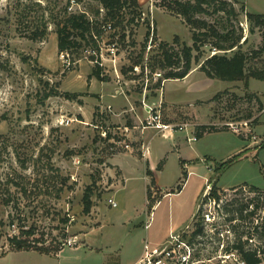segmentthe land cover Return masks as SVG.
Masks as SVG:
<instances>
[{
	"label": "rangeland",
	"instance_id": "374dc122",
	"mask_svg": "<svg viewBox=\"0 0 264 264\" xmlns=\"http://www.w3.org/2000/svg\"><path fill=\"white\" fill-rule=\"evenodd\" d=\"M138 1L142 14L135 16L137 25L126 26L127 34L132 29L131 37H114L117 44L112 46L108 44L112 30L102 34L100 57L108 80L101 82L91 76L95 64L91 46L59 52L55 25L64 10L85 12L103 21L105 10L98 0H0V254H6L0 256V264H39L33 251L11 249L7 237L18 234L21 225L33 230L30 239L35 245L63 249L60 256L51 257L52 264H113L119 256L127 259L144 249L145 243L152 247L150 237L164 239L185 230L214 181L222 189L221 198L215 203L206 199L202 207L212 203L215 226L205 223L203 234L193 239L194 226L183 234L194 247L190 260L193 264H245L235 248L242 242L247 249H257L264 264V80L249 77L246 86L244 80L210 78L192 62L194 70L184 79L164 80L155 87L161 76L150 72L148 60L162 53L159 42L167 41L171 51H179L193 44L196 27L160 5L161 0ZM227 1L238 16L228 13L226 5L219 12L209 6L208 13L196 17L220 31L232 24L236 34H243L241 49L258 51L264 44L261 30L250 31L245 12L264 13V0ZM132 9L122 10L124 21L133 16ZM148 27L155 36L143 56L146 67L143 72L140 65L131 70ZM36 29L42 34L33 38ZM214 39L204 37L207 42L200 61L214 52ZM247 67L248 71L264 67V51L250 58ZM52 90L59 94H50ZM101 91L132 93V110L123 105L115 114L111 104L100 102ZM63 92L77 96L67 98ZM163 95L169 102H182L170 109L161 102L163 121L170 119L173 107L183 106L194 109L197 119L211 128L194 142L203 155L188 157L194 159L186 161L184 175L175 149L173 156L164 159L165 171L159 177L162 191L151 189L153 199L158 198L149 212L141 172L126 182L124 190L109 192L113 166L108 158L114 151L110 140L101 139V131L119 128L126 133L125 126L135 124L130 113L139 123V117L147 114L145 108L154 107ZM66 119L71 121L67 124ZM191 119L178 114L171 120ZM240 120H247L248 127L239 126ZM227 122L237 123L241 132H233ZM186 134L179 131L183 139ZM125 140L131 143L127 136ZM89 186L92 207L85 213L83 195ZM230 215L236 218L230 221ZM89 227L82 241L79 235ZM69 237H76L74 245L66 244Z\"/></svg>",
	"mask_w": 264,
	"mask_h": 264
},
{
	"label": "trees",
	"instance_id": "16d2710c",
	"mask_svg": "<svg viewBox=\"0 0 264 264\" xmlns=\"http://www.w3.org/2000/svg\"><path fill=\"white\" fill-rule=\"evenodd\" d=\"M101 7L105 10V15L103 21L98 19L90 18L85 12H70L64 10L63 14L59 19L55 20L56 33H57V46L59 52L73 53L78 52L83 46L90 45L91 59L95 61L94 67L91 71V76H94L99 81L108 80V76L104 73L103 63L100 57V41L102 40V34L108 31L107 25H110L109 31L112 30V38L108 41V44L116 46L117 39L124 40L132 35V29L127 34L126 26L131 23H135L136 14L138 17L141 16L142 10L140 9V3L138 0H98ZM164 4L167 8L174 10L176 13L181 15L186 23L190 24L195 30L193 31V44L184 45L179 51H171V47L167 41H160L158 49H162V53L159 55H154L148 60V66L151 73H161V77L157 78L155 82V87L162 85L165 79H183L191 70H193V63L199 64V69L203 71L206 76L210 78H219L222 80H244L245 85L248 86L249 77L264 80V67H257L255 69H250L248 71L247 64L249 59L256 56L259 52L264 51V44L257 51L248 53L241 49V39L243 34H236V27L230 25L226 31H220L214 24H209L205 20H200L196 17L200 13H208L207 9L209 6H213L212 12H219L224 10L226 5H229L227 9L233 17L238 16L233 5L227 0H161L160 5ZM244 7V5H242ZM132 7L133 16L124 21V8ZM135 8V9H134ZM245 16L250 22L252 27L250 31L254 28L261 30L262 39L264 41V13H256L251 11H246ZM138 22V19H137ZM137 25V23H135ZM242 30V27H239ZM153 31L148 27L145 34V38L142 44H140L139 52L134 57L131 66V70L135 68L136 65H140L142 72L144 71L146 65L143 63V56L146 48L149 46V41L153 40ZM42 32L33 31V38H37ZM118 36V37H117ZM206 36L215 37L213 43L211 44L214 52L208 55L204 60L200 61L203 54V46L207 41L204 40ZM175 42L178 38H174ZM246 37L243 39V42ZM132 44L135 45L136 42ZM151 48V47H150ZM87 50V49H86ZM193 51L195 53L193 54ZM223 51V52H218ZM232 51L231 55L227 52ZM193 59V60H192ZM160 71H156V70ZM163 71V72H162ZM146 88V86H145ZM143 89H140L142 92ZM50 94H59L58 91L52 90ZM67 98H72L77 96V93L63 92L62 93ZM211 127L208 125H199L197 127V135L202 134V131H206ZM184 175V170L182 171ZM154 180H151L153 183ZM179 187V185H178ZM253 189H258L256 186H251ZM222 189L217 186L216 181L211 185L208 197L203 198L204 202L206 199H214L218 202L221 198ZM147 197L149 199V209L155 204L156 199L150 193V189L147 190ZM92 207V190L91 186L87 187L83 195V211L89 213ZM244 207H240L238 211L242 212ZM233 213V209L231 210ZM237 212V211H235ZM251 212V211H250ZM253 213V212H251ZM194 218L195 229L192 232V239L196 236L203 234L204 223L202 220V204L199 210L196 211ZM236 218L234 215H230L228 220H233ZM260 226L256 225V228ZM33 234V230L30 228H24L20 226L18 234L8 235L7 240L11 246L12 250H37L45 254H56L59 251V247L50 248L47 246H39L33 243L30 239V235ZM191 240V239H190ZM246 244L242 242L239 243L235 248L238 249L242 260L245 264H260L263 257L258 254L257 249L245 248ZM5 254H0L3 256Z\"/></svg>",
	"mask_w": 264,
	"mask_h": 264
},
{
	"label": "crops",
	"instance_id": "0c3cea01",
	"mask_svg": "<svg viewBox=\"0 0 264 264\" xmlns=\"http://www.w3.org/2000/svg\"><path fill=\"white\" fill-rule=\"evenodd\" d=\"M190 73L191 72H189V74ZM189 74H187L186 76H188ZM250 79L251 78H249V83H250ZM165 80H169V79H165ZM99 97H100V102H102V104L105 105L107 103V104L112 105L113 107L112 111L114 113L118 110H121V107L123 105L129 106L130 108L127 109L129 110L133 107V104H134V100L132 99L133 98L132 93L131 94L125 93L124 95H120L118 93L107 94V92L101 91ZM163 101L167 105L168 109H170L169 106L182 105L181 104L182 102L180 103L174 102V101L169 102L168 99L166 100L165 96L163 95V97L160 96V102H158V104L155 103L156 106L161 105V102ZM102 104H101V108H104V105ZM195 107L196 106H193V108ZM210 110H211V106H210ZM211 112L212 111H210V113ZM172 113L173 114L169 113L168 115L170 119L165 120V121L169 123L177 124V125L182 124L181 129L177 128L175 130H166V131H158L154 128L141 129L140 127H138L139 123L137 122L135 114L133 112L130 113V117L134 119L135 124L131 127H128V126H125V127H127L126 136L130 138L131 140L130 142L132 143L131 144L132 148L129 150L120 148L119 150H116L113 153H111V156L108 158V162L113 166L111 169L110 175H109L110 178L113 179L112 185L110 186L111 187V190L109 191L110 193L119 192V191L124 190L126 186V182L130 178L134 177L136 173H138L137 175H139L141 172L142 178L144 179V183H145L144 184L145 185V197H146L145 203L149 204L148 202L149 199L147 197V190L149 188L150 193H151V189L156 187L162 191V188H161L162 184L160 183L159 177L165 171L166 161L164 159H167L168 156H173L174 152L171 153L172 150L175 149L174 151L178 153L177 156L179 157V160L181 161L182 171L186 169V166H187L186 161L194 159V158H188V157H190L191 155H196V156L203 155V154H200L199 149L195 147V145L193 144H195L194 142H198L201 139L200 137L208 134L206 131L204 132L202 131V134L199 136L201 131L198 135L196 132L197 127L199 125H208V122L207 121L200 122L197 119L196 111L192 108L191 109L185 108L184 110L183 106H181V108L173 107ZM178 114L182 116H190L192 119L191 121H185V122L171 120L172 118L175 117V115L177 116ZM240 121H243V120H240ZM189 128H190V131H188ZM184 130L186 131L187 134L183 135L184 136V139H183V137L179 136V131H184ZM195 135H196V138L193 139ZM154 140H156V145H153ZM142 144H147L149 146V152L146 153L145 155H143V152H142V148H141ZM169 147L172 149L168 150ZM204 159L205 158H203V160ZM163 160H164V163H163ZM193 172H194L193 169L189 170V173H193ZM152 179L154 180L153 183H151ZM101 208L102 207L99 206V210ZM149 212H150V209H149ZM97 216H99V213L97 214ZM94 224H96V221ZM91 227H89L87 230H85L83 233L79 235L82 241L83 239L86 241V235L89 232V229ZM172 234L173 233H169V236L168 237L166 236L164 239L162 238L155 239V238L150 237L152 247H155V246L161 247L165 245ZM123 235H125V231L123 232ZM146 240H147V236L145 238V241ZM138 248H140V242L138 243ZM13 251H30V250H13ZM31 251L37 254L35 255V257L39 260V264H52V262L50 261L51 257L60 256L63 249L57 252L56 254H45L37 250H31ZM143 253H144V249H139L138 252H136L134 255H132L131 257L127 259H123L121 256H119V260H117L113 264H136L142 257ZM37 256H40V257H37ZM58 264H62V262L59 261Z\"/></svg>",
	"mask_w": 264,
	"mask_h": 264
},
{
	"label": "built area",
	"instance_id": "2783aa9c",
	"mask_svg": "<svg viewBox=\"0 0 264 264\" xmlns=\"http://www.w3.org/2000/svg\"><path fill=\"white\" fill-rule=\"evenodd\" d=\"M74 2V0H73ZM74 4H71L69 6V10H72ZM107 29H110V25H107ZM158 74V76H161V73H155ZM156 108V109H155ZM160 105H154L146 107L147 114L143 118H139V125L141 129L144 128H154L158 131H166V130H175L177 128L181 129L182 124L177 125L173 123H169L167 121H163L161 117V110L159 109ZM71 121V119H66V123L68 124ZM226 125H228L232 130L236 133L241 132L242 127L239 126H245L248 127L249 122L247 120L241 121V124L238 126L237 123L233 122H227ZM125 132L127 133V127L124 128ZM126 133L124 131H121L119 128L116 130L113 129H103L101 131V139L109 143L110 149L113 151L119 150L120 148L123 149H131L132 145L129 142H126L125 136ZM196 138V135L193 137V139ZM110 140V141H109ZM143 155L149 152V146L147 144L141 145ZM210 187L205 191V193L202 196L201 204L203 201V198L208 197L211 185ZM211 202L213 201L215 203L214 199L208 198ZM113 205L116 204L114 201L112 203ZM202 220L205 224H212L214 225V214L212 211V203L206 204V206L202 207ZM191 225L187 226V228L181 233L172 234L171 237L168 239L167 243L161 247H149L146 243L144 245V253L140 260L136 264H193V261H191L192 257V251L194 252L193 245L183 238V234L187 232V229L190 228ZM76 243V237H69L66 239L67 245H74ZM149 249V250H148Z\"/></svg>",
	"mask_w": 264,
	"mask_h": 264
},
{
	"label": "flooded vegetation",
	"instance_id": "af4514ba",
	"mask_svg": "<svg viewBox=\"0 0 264 264\" xmlns=\"http://www.w3.org/2000/svg\"><path fill=\"white\" fill-rule=\"evenodd\" d=\"M196 219L193 217V219H192V221H191V223H190V225H191V227H195V223H194V221H195ZM195 229V228H194ZM193 232V231H192Z\"/></svg>",
	"mask_w": 264,
	"mask_h": 264
},
{
	"label": "water",
	"instance_id": "95a60500",
	"mask_svg": "<svg viewBox=\"0 0 264 264\" xmlns=\"http://www.w3.org/2000/svg\"><path fill=\"white\" fill-rule=\"evenodd\" d=\"M200 207H201V201H200V203H199V206H198V209H197V210H199Z\"/></svg>",
	"mask_w": 264,
	"mask_h": 264
}]
</instances>
